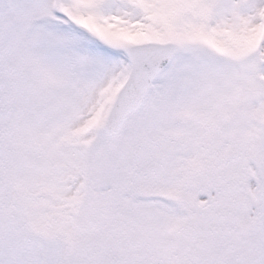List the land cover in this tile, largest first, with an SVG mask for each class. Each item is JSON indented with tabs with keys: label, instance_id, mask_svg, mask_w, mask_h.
<instances>
[{
	"label": "snow or ice",
	"instance_id": "1",
	"mask_svg": "<svg viewBox=\"0 0 264 264\" xmlns=\"http://www.w3.org/2000/svg\"><path fill=\"white\" fill-rule=\"evenodd\" d=\"M0 264H264V0H0Z\"/></svg>",
	"mask_w": 264,
	"mask_h": 264
}]
</instances>
